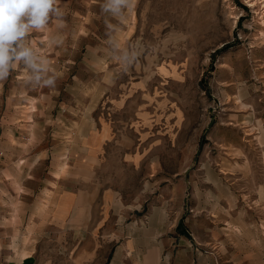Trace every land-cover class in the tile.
I'll list each match as a JSON object with an SVG mask.
<instances>
[{
    "label": "rangeland",
    "instance_id": "1",
    "mask_svg": "<svg viewBox=\"0 0 264 264\" xmlns=\"http://www.w3.org/2000/svg\"><path fill=\"white\" fill-rule=\"evenodd\" d=\"M255 2L127 0L113 14L108 0H55L44 29L24 38L40 67L10 72L54 74L45 94L73 176L96 165L102 185L94 204L79 197L73 252L92 240L107 264L114 231L156 212L154 264H264V0ZM17 112L27 113L10 109L14 123ZM101 129L109 139L95 152L90 134ZM65 151L57 177L70 168Z\"/></svg>",
    "mask_w": 264,
    "mask_h": 264
},
{
    "label": "crops",
    "instance_id": "2",
    "mask_svg": "<svg viewBox=\"0 0 264 264\" xmlns=\"http://www.w3.org/2000/svg\"><path fill=\"white\" fill-rule=\"evenodd\" d=\"M25 71L10 72L0 80V264H57L49 254L56 253L58 237L64 241L59 250L64 257L58 264H106L104 249L92 245V240L83 241L75 252L72 244L79 197L91 196V204H94L99 195L97 190L102 188L97 166H85L87 178L73 176L72 148H67L70 141L66 133L56 136V122L52 121L49 111L55 109L57 102L45 94L53 83L42 84L39 78L51 80L54 74ZM10 109L27 113L17 112L14 123ZM73 122L67 119L65 124ZM102 133L103 129L98 135L90 134V138L98 137L92 148L95 152L101 142L109 139L101 136ZM111 134L109 132L108 136ZM63 147L70 168L68 171L65 168V174L57 177L62 167L57 169L55 155L57 148ZM74 182L79 192H74ZM52 197L56 200L53 209ZM153 215L156 212L146 217L144 226L130 228L128 234L120 228L114 231L112 241L118 244L113 246L107 264H154V257L160 260L163 246L153 243ZM83 235L95 237L91 230ZM26 238L32 239L30 244H24Z\"/></svg>",
    "mask_w": 264,
    "mask_h": 264
},
{
    "label": "clouds",
    "instance_id": "3",
    "mask_svg": "<svg viewBox=\"0 0 264 264\" xmlns=\"http://www.w3.org/2000/svg\"><path fill=\"white\" fill-rule=\"evenodd\" d=\"M54 4L55 0H0V80L21 61L33 69L40 67L22 42L32 30L44 29ZM126 4L127 0H108L105 9L119 14Z\"/></svg>",
    "mask_w": 264,
    "mask_h": 264
},
{
    "label": "bare ground",
    "instance_id": "4",
    "mask_svg": "<svg viewBox=\"0 0 264 264\" xmlns=\"http://www.w3.org/2000/svg\"><path fill=\"white\" fill-rule=\"evenodd\" d=\"M250 1L252 2L251 6H255V5H257L259 3V2H255V0H250ZM262 3H264V2H262ZM262 23H264V22H262ZM261 34L264 35L263 33H261Z\"/></svg>",
    "mask_w": 264,
    "mask_h": 264
},
{
    "label": "built area",
    "instance_id": "5",
    "mask_svg": "<svg viewBox=\"0 0 264 264\" xmlns=\"http://www.w3.org/2000/svg\"><path fill=\"white\" fill-rule=\"evenodd\" d=\"M249 1V0H248Z\"/></svg>",
    "mask_w": 264,
    "mask_h": 264
}]
</instances>
